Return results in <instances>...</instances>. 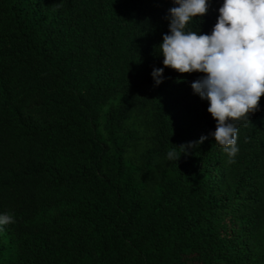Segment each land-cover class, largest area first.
I'll return each mask as SVG.
<instances>
[{"label": "trees", "instance_id": "1", "mask_svg": "<svg viewBox=\"0 0 264 264\" xmlns=\"http://www.w3.org/2000/svg\"><path fill=\"white\" fill-rule=\"evenodd\" d=\"M175 6L0 0V264H264V96L229 162L205 74L152 77Z\"/></svg>", "mask_w": 264, "mask_h": 264}, {"label": "clouds", "instance_id": "2", "mask_svg": "<svg viewBox=\"0 0 264 264\" xmlns=\"http://www.w3.org/2000/svg\"><path fill=\"white\" fill-rule=\"evenodd\" d=\"M169 34L158 46L163 68L154 69L155 85L162 82L164 68L181 75L203 73L191 85L193 92L209 104L208 113L216 121L209 135L228 154L230 160L237 147V123L249 121L259 110L264 96V0H223L219 17L211 34H199L188 26L205 16L209 0H173ZM208 137L167 152L169 161L177 162L186 148L202 144ZM14 223L11 214L0 215V228Z\"/></svg>", "mask_w": 264, "mask_h": 264}]
</instances>
